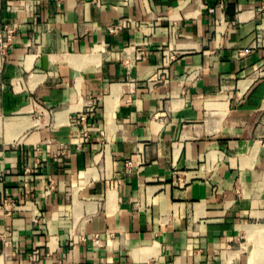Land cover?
I'll return each mask as SVG.
<instances>
[{
	"label": "crops",
	"instance_id": "obj_1",
	"mask_svg": "<svg viewBox=\"0 0 264 264\" xmlns=\"http://www.w3.org/2000/svg\"><path fill=\"white\" fill-rule=\"evenodd\" d=\"M15 21L0 264H264V0H0Z\"/></svg>",
	"mask_w": 264,
	"mask_h": 264
},
{
	"label": "built area",
	"instance_id": "obj_2",
	"mask_svg": "<svg viewBox=\"0 0 264 264\" xmlns=\"http://www.w3.org/2000/svg\"><path fill=\"white\" fill-rule=\"evenodd\" d=\"M118 26L111 29V32H116L118 30ZM19 30V23L15 21L14 23L10 25H6L3 28H0V61L4 62L7 58L8 51L10 47L16 42L17 33ZM145 56V51L142 48L137 49L134 52V55L130 58H127L125 60V65L128 67L135 66L138 62L142 61ZM178 58V55L176 52H168L166 54V62L168 65L174 63ZM88 115L84 112L81 114L79 120L81 123H87ZM89 133L86 131L84 133V138L86 141L89 140ZM142 165V161H139L137 163H134L132 161H129L127 163V170L128 172H132L133 170L137 169ZM94 244L97 246H101V240L99 238H96L94 240Z\"/></svg>",
	"mask_w": 264,
	"mask_h": 264
},
{
	"label": "rangeland",
	"instance_id": "obj_3",
	"mask_svg": "<svg viewBox=\"0 0 264 264\" xmlns=\"http://www.w3.org/2000/svg\"><path fill=\"white\" fill-rule=\"evenodd\" d=\"M36 113V112H35ZM30 116H34V113L33 114H29ZM27 115V116H29ZM36 115V114H35ZM45 114H43L42 118H44Z\"/></svg>",
	"mask_w": 264,
	"mask_h": 264
},
{
	"label": "bare ground",
	"instance_id": "obj_4",
	"mask_svg": "<svg viewBox=\"0 0 264 264\" xmlns=\"http://www.w3.org/2000/svg\"><path fill=\"white\" fill-rule=\"evenodd\" d=\"M9 125V124H8Z\"/></svg>",
	"mask_w": 264,
	"mask_h": 264
}]
</instances>
